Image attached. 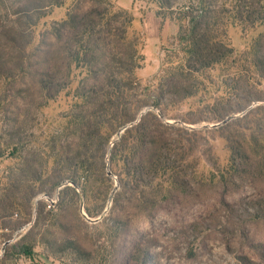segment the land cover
Instances as JSON below:
<instances>
[{
    "label": "rangeland",
    "instance_id": "1",
    "mask_svg": "<svg viewBox=\"0 0 264 264\" xmlns=\"http://www.w3.org/2000/svg\"><path fill=\"white\" fill-rule=\"evenodd\" d=\"M205 2L224 6L225 42L232 53L220 65L189 78L184 84H195V94L184 100L160 93L166 58L171 67L180 60L175 51L181 26L174 19L182 10L178 5L161 8L159 0H65L34 26L25 73L0 78V242L16 246L11 264H143L138 256H148V264H264V210L252 206L264 202V70L257 66V58L264 56V0ZM93 8L123 10L132 17L128 38L141 58V68L134 72L140 82L139 100L162 101L159 109L144 108L126 127L136 125L147 112L156 114L170 127L179 167L151 182L124 180L120 185L116 174L123 164H111L110 157L127 129L119 130L108 147L97 138L92 151L99 164L105 159L113 184L105 209L98 217L84 216L81 203L86 214L93 200L80 193L77 204L62 216L58 207L48 210L44 203L36 206L35 200L44 194L60 198V191L72 183L55 186V144L65 148L80 141L73 117L89 113L77 93L86 71H76L68 87L46 100L36 85L35 69L28 67L42 68L44 53L55 51V24L72 12ZM239 144L250 156L248 163L233 157L231 148ZM22 171L25 176L14 183L21 188L13 192L12 180ZM9 190L19 194L11 209L5 201L12 195ZM25 227L28 231L22 232ZM68 242L83 253H60ZM25 248L31 249V258Z\"/></svg>",
    "mask_w": 264,
    "mask_h": 264
},
{
    "label": "trees",
    "instance_id": "2",
    "mask_svg": "<svg viewBox=\"0 0 264 264\" xmlns=\"http://www.w3.org/2000/svg\"><path fill=\"white\" fill-rule=\"evenodd\" d=\"M64 1L12 0L7 5L5 0H0V78H14L17 71L20 75L25 73L28 59L25 54L34 26L48 10L61 6ZM250 1L255 3L258 0ZM159 4L161 8L178 5L182 9L179 16H174L181 24L175 45L176 57L180 60L171 67V59L166 58L167 74L160 93L184 100L195 94V84H184L189 82V78L220 65L232 53L225 42L226 10L224 6L217 8L212 4L206 5L205 0H159ZM254 14L255 11L251 12V15ZM131 25L132 17L123 10L93 8L80 13L72 12L67 19L53 27L51 34L55 39V51L47 50L44 53V66H27L35 69L36 85L46 100L53 99L68 87L76 78V71H86L82 87L77 89V93L83 100L81 107H88L89 113L87 117L82 113L73 117L75 128L81 132L80 141L65 148L61 145L57 148L55 144V186L65 182L77 186H66L60 191L55 209L58 207L62 216L67 207L77 204L80 193L85 199L93 200V206L89 205L85 209L87 217L95 218L103 213L107 192L113 184L105 172V159L100 164L95 159L92 148L96 139L99 138L102 146L108 147L119 130L138 120L144 108L160 107L162 97L157 98L156 104L139 100L140 82L134 72L141 68V58L134 48L136 44L128 38ZM257 66L264 70V56L257 58ZM131 98L134 103H131ZM169 128L156 114L147 112L116 141L110 162L117 166L119 162L123 164L116 174L120 185L124 180L137 185L146 180L151 182L172 168L179 167ZM19 130L16 129L12 135ZM14 145L19 146L20 142ZM231 149L235 160L248 163L250 156L243 146L239 144ZM15 151H18L17 147ZM24 176L22 171L13 178V184ZM20 188L16 184L11 186L13 192H18ZM13 192L5 196L6 203L10 201L7 205L4 202L7 209L17 206L16 197L19 194ZM99 201L104 203L99 204ZM252 206L257 211L264 210L263 201L254 202ZM68 243L59 248L60 253H83L74 242ZM9 247L0 264H11L14 260L16 246ZM138 249L136 247V252L140 251ZM30 250L25 248L24 254L31 258ZM146 258L138 256L143 264L149 263L148 256Z\"/></svg>",
    "mask_w": 264,
    "mask_h": 264
},
{
    "label": "built area",
    "instance_id": "3",
    "mask_svg": "<svg viewBox=\"0 0 264 264\" xmlns=\"http://www.w3.org/2000/svg\"><path fill=\"white\" fill-rule=\"evenodd\" d=\"M58 202H59L58 194L52 197L44 194V195L39 196L35 200V205L37 206L39 203H44V205L46 206L48 210H53L57 206ZM30 227H31V224L28 225V228ZM27 231H28L27 227H25L24 230H22V232H27ZM9 244H10V241L0 242V260L4 259ZM30 264H34V263H30Z\"/></svg>",
    "mask_w": 264,
    "mask_h": 264
},
{
    "label": "water",
    "instance_id": "4",
    "mask_svg": "<svg viewBox=\"0 0 264 264\" xmlns=\"http://www.w3.org/2000/svg\"><path fill=\"white\" fill-rule=\"evenodd\" d=\"M229 120H227V121H225L224 123H227ZM127 129V127H125L123 130H126ZM68 185H70V186H72V187H74V188H76V185L74 184V183H68ZM66 186V185H65ZM64 186V187H65ZM112 200V198H110V201ZM81 212H82V214L84 215V216H86V214H85V212H84V204H83V202L81 203ZM99 220H95V221H92V222H98Z\"/></svg>",
    "mask_w": 264,
    "mask_h": 264
}]
</instances>
